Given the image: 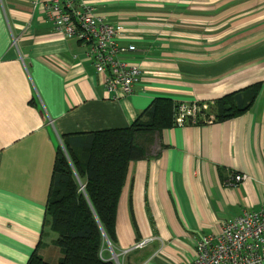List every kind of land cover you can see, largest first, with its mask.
<instances>
[{"label": "crops", "instance_id": "obj_1", "mask_svg": "<svg viewBox=\"0 0 264 264\" xmlns=\"http://www.w3.org/2000/svg\"><path fill=\"white\" fill-rule=\"evenodd\" d=\"M84 1L135 47L128 59L141 75L129 96L105 91L41 4L0 0V264H26L35 250L60 258L43 225L62 136L127 128L156 98L203 107L260 83L246 113L165 129L127 167L119 264H191L201 237L264 201V0ZM236 174L246 179L235 184Z\"/></svg>", "mask_w": 264, "mask_h": 264}, {"label": "trees", "instance_id": "obj_2", "mask_svg": "<svg viewBox=\"0 0 264 264\" xmlns=\"http://www.w3.org/2000/svg\"><path fill=\"white\" fill-rule=\"evenodd\" d=\"M259 90L257 83L212 101L194 124H205L209 118L224 122L246 113ZM178 105L168 98H156L127 128L61 137L43 225L55 234L52 246L60 258L51 262L35 250L26 264H116L107 252L105 238L113 249L127 167L147 158L158 133L176 126Z\"/></svg>", "mask_w": 264, "mask_h": 264}, {"label": "built area", "instance_id": "obj_3", "mask_svg": "<svg viewBox=\"0 0 264 264\" xmlns=\"http://www.w3.org/2000/svg\"><path fill=\"white\" fill-rule=\"evenodd\" d=\"M34 3L42 5L58 33L84 48V56L94 71L103 76V86L109 95L121 98L132 94L141 73L128 59L135 47L122 44L127 36L121 24L98 16L84 0H34ZM207 107L179 104L175 125L196 123ZM210 122L212 118L206 121ZM245 179L244 175L233 176L235 184ZM191 264H264V201L256 211H244L230 221L221 222L215 235L201 237Z\"/></svg>", "mask_w": 264, "mask_h": 264}, {"label": "water", "instance_id": "obj_4", "mask_svg": "<svg viewBox=\"0 0 264 264\" xmlns=\"http://www.w3.org/2000/svg\"><path fill=\"white\" fill-rule=\"evenodd\" d=\"M105 240H106L107 244H108L109 247H110V251H111V254H112V258H111V259H113V261H114L116 264H119V261H118V259H117V256L114 254L113 249L111 248V245H110L109 241H108L106 238H105Z\"/></svg>", "mask_w": 264, "mask_h": 264}, {"label": "rangeland", "instance_id": "obj_5", "mask_svg": "<svg viewBox=\"0 0 264 264\" xmlns=\"http://www.w3.org/2000/svg\"><path fill=\"white\" fill-rule=\"evenodd\" d=\"M156 140H157V139L154 140V143L152 144V146H154V145L156 144V142H157ZM45 227H46V230H47V231H50V229H49L48 226H45ZM50 232H51V231H50ZM51 233H52V232H51ZM106 245H107V249H110L109 245H108V244H106ZM43 250H44V248H42V252H43ZM49 250H50V249H49ZM47 260H48V259H47ZM48 261L54 262L55 260H53V261H52V260H48Z\"/></svg>", "mask_w": 264, "mask_h": 264}]
</instances>
